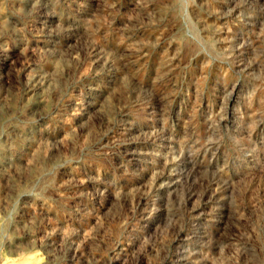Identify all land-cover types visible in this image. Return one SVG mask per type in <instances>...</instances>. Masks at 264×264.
Here are the masks:
<instances>
[{"label": "rangeland", "instance_id": "374dc122", "mask_svg": "<svg viewBox=\"0 0 264 264\" xmlns=\"http://www.w3.org/2000/svg\"><path fill=\"white\" fill-rule=\"evenodd\" d=\"M23 263L264 264V0H0Z\"/></svg>", "mask_w": 264, "mask_h": 264}, {"label": "bare ground", "instance_id": "6f19581e", "mask_svg": "<svg viewBox=\"0 0 264 264\" xmlns=\"http://www.w3.org/2000/svg\"><path fill=\"white\" fill-rule=\"evenodd\" d=\"M40 75V74H39ZM36 78H37V76H36ZM30 84V83H29ZM32 86H33V84H32ZM36 87V86H35ZM31 88V87H30ZM37 88V87H36ZM38 89V88H37ZM31 92V91H30ZM29 92V93H30ZM38 106V105H37ZM33 109H35V106H34V108ZM34 148H36V147H34ZM24 264V263H23Z\"/></svg>", "mask_w": 264, "mask_h": 264}]
</instances>
